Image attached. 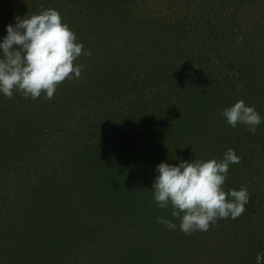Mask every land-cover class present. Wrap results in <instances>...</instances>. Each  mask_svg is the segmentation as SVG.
I'll return each mask as SVG.
<instances>
[{"label": "rangeland", "instance_id": "obj_1", "mask_svg": "<svg viewBox=\"0 0 264 264\" xmlns=\"http://www.w3.org/2000/svg\"><path fill=\"white\" fill-rule=\"evenodd\" d=\"M46 9L60 13L62 22L84 45L83 52L91 55L82 54L74 61L83 66L80 77L73 75L65 80L50 100L44 93L36 100L24 98L19 91L11 98L0 93V264H253L254 236L250 238L248 231L255 228V236L264 247V221L260 216L254 220V214L251 217V211H257L258 206H248L250 198L238 218L219 219L206 232L185 234L176 218H172L171 206L160 208L155 202L154 193L150 194L152 186L129 185L130 177L119 174L117 177L127 179L125 186H119L122 189L105 185L103 179L92 176L97 172L105 176L111 171H105V167L93 171L92 165L95 158L111 164L115 153L121 154L122 149L128 148L131 137L139 144L142 134L148 132L146 120L150 112L158 109L157 103L152 104L161 101L163 106L176 100L169 93L175 92L174 69L180 67L168 60L176 42L170 40L169 34L189 29L184 35L188 40L185 74H192L198 82L193 91L197 100L194 103L190 94L186 96L190 98L184 99L186 113L179 116L190 119L189 128L193 127L195 132L193 136L189 134L190 140L181 137V148L190 143L192 156L200 160L206 147L202 161H219L223 157L217 156L225 153L229 144L237 143L235 154L241 161L229 167L224 191L234 184L237 191L251 187V198L255 189L264 192V78L255 88L254 82L240 80V72L254 62V41L264 45L260 35L264 36V0H0V42L7 35V25H15L17 18H28ZM149 38L150 43L145 44ZM210 42L217 45L213 62L222 67L221 71L214 67L210 77L216 81L211 84L203 78L209 77L203 68L208 65L210 47H205ZM191 48L204 52L201 62ZM227 58L236 61L237 67L231 70ZM259 69L258 74L264 77L263 68ZM225 75H236V79H228L229 83L223 80L227 79ZM123 87L124 101L132 96L140 101L138 108L132 104L134 113L143 112V107L149 111L146 118H136L132 126L117 130L105 125V103L115 106L114 102L100 98L105 91L113 95ZM239 100L254 107L262 117L255 134L243 124L233 130L226 119V129H222L223 110ZM209 118L215 119L213 133L224 138L229 132L230 141L208 143L205 136L209 138L211 134L206 129ZM108 138L113 145L105 147ZM167 143L171 145V140ZM80 150L83 153L75 166L81 164L80 172L84 166L82 175L92 180L90 185L84 182L85 194L80 193L70 202L73 209L81 211L76 219L66 215L69 210L63 204L67 201L62 200L65 194L59 187L69 181L64 175L66 169L52 170L46 163L50 160L55 165L59 160L65 166L72 164ZM213 150H219L217 156H211ZM129 156L133 161V156ZM17 163V171L9 175L6 170ZM134 170L138 172L139 167L136 165ZM253 173L258 177L254 178ZM73 174L76 178L77 172L69 173ZM125 188L134 194L125 193ZM161 217L171 220L176 228L169 230L157 223ZM230 221L231 226H227ZM35 228L40 230V242ZM129 246L138 249H127ZM29 247L36 254L34 259L26 254Z\"/></svg>", "mask_w": 264, "mask_h": 264}, {"label": "clouds", "instance_id": "obj_2", "mask_svg": "<svg viewBox=\"0 0 264 264\" xmlns=\"http://www.w3.org/2000/svg\"><path fill=\"white\" fill-rule=\"evenodd\" d=\"M7 35L0 42V93L11 98L15 91L24 98L38 99L42 93L52 99L57 87L65 80L79 78L82 65L75 64L84 53V45L62 22L55 9L42 10L28 18H17L15 25L6 26ZM229 126H247L255 134L262 117L254 107L243 100L222 112ZM179 159L176 165L161 162L156 166L152 190L160 208L171 206V215L180 219L179 228L185 234L206 232L219 219H236L249 202L247 188L224 191L229 167L238 164L241 157L228 149L219 161ZM182 214V215H181ZM157 223L169 230L176 224L163 217Z\"/></svg>", "mask_w": 264, "mask_h": 264}, {"label": "trees", "instance_id": "obj_3", "mask_svg": "<svg viewBox=\"0 0 264 264\" xmlns=\"http://www.w3.org/2000/svg\"><path fill=\"white\" fill-rule=\"evenodd\" d=\"M86 4H87V2L84 1L83 5H86ZM169 28L174 30V28L172 26ZM181 30H183V29H181ZM187 31H189V29H186V32H183V33H179L178 30H175V31H171L170 32L171 34H169L170 40L176 39V42H174V44H173L174 46L172 45L174 47L173 52L170 56H168L169 57L168 60L170 62H172V64H174V65L179 64V67H180V70H179L178 66L174 69V71H175L174 75L177 74V77H175L176 79H175V81H173L175 86H173V84L171 86H173V88H176L175 92L169 93V95H171V96L175 95L176 100L174 99L175 100L174 102H168L167 104L165 103L163 106L160 105L161 101L160 102H154L152 104V106H153L154 104L157 103L158 109H157V112H155V111L150 112L149 118H147V120H146V125L148 126V128L145 126L148 129V132L147 133L145 132V134H142V140L143 141L139 139V144L136 142L135 139L133 140L131 137L128 148L126 147V148L122 149L121 154L115 153L114 156L112 157L111 164L109 162H107V160H104L102 158H98L99 161H98V159L95 158V163L92 165L93 171H100L99 169L103 168V167H105V169H106L105 171H111L110 174H106L105 176H101L100 172H97L92 176V177L99 179L100 181H101V179H103L105 181V185L111 184V185H114L115 187H117L118 189L119 188L122 189L119 186H121V185L125 186L127 183L124 180H127V179H122V177H117L118 175H116V174H119V176L130 177V180L128 182L129 185L146 186V187L152 186L155 177L158 175V173L156 172V166L159 163H161V162L169 163L168 160H171L172 164L176 165L180 162L179 159H176V157H179L180 159L188 161V162L195 160L191 154L190 143H187L188 146L186 144L185 148H181L182 147L181 146V144H182V141H181L182 138L181 137L183 136V137L190 140L189 134L191 136H193L195 129L193 127L189 128V125L191 122L190 119H187L184 116V119H185L184 120L179 116L180 113H182V114H183V112L186 113L185 108H187V107L184 105L185 100L189 101V99L191 98L194 101V103L197 100L196 95L193 94V91L196 90V89H194V87H197L198 82H196L193 79L192 74H190V73L185 74V71L187 72V65L184 62H187L185 57H186V52L188 49L186 42L188 40H187V37H184V35L187 34ZM260 35H261V38L263 39L264 36L262 34H260ZM256 38H258V37L256 36ZM147 43H150V38L145 40V44H147ZM209 44L210 45H207L205 47L206 49L210 47V50H209V53L207 56L208 65L203 68L204 72H206L209 77L203 75V78L205 79L206 82H209L211 84V83H214L216 81V80H214V78L210 77V76H212V73L214 72V69H215L214 67H216L219 71H221L222 67L220 66V68H219V66H217L213 62V58H212V57H214L215 46H217L216 43L211 44V42H210ZM259 44H257L254 41V53H255V59L256 60L254 59V62L253 61L249 62L247 65L248 67H246L244 70H242V72H240V77H241L240 80H246V82L248 81V82H250V84H251V82H254V84H253L254 88L259 87L261 84V81L264 78L262 76L260 77V75L258 74V70L260 71L259 68H263L262 73H264V45H259ZM195 50L196 49L191 48L190 51L192 53H197L199 55V60L201 62L202 56L204 55V52H202L201 50H198L197 52H195ZM206 53H207V51H206ZM205 59L206 58L204 57V61H205ZM227 59H230L229 68L231 70H233V68L237 67L236 61L232 60L231 58H227ZM181 61L184 64H180ZM180 74H184V75H180ZM225 76L227 77V79L223 78V80H228V79L234 80V79H236L235 78L236 75H235V77H231V76L228 77V75H225ZM253 76H254V80L252 78ZM230 80H228L229 83L231 82ZM175 82H177V83H175ZM257 84H258V86H257ZM261 87L262 88L264 87V82H262ZM188 91H191V93H189ZM162 94H164V92ZM189 94H190V98H187L186 96H189ZM263 95H259V97H262ZM123 97H126L124 95V87L117 89L113 95H109L105 91V93H103L101 98H100V101L104 100L103 102H105V101L109 100V101L114 102V104H115V106H114L110 102L105 103L106 104V106H105L106 110H104V111L106 113V118H107V123L105 125H107L110 128L116 127L117 130H119L121 127L128 128L129 126H132L134 124L133 120H136V118H139V119H140V117L146 118V114L149 111L148 110L146 112V110L143 107V109H142L143 112H139L138 114L134 113L131 109L132 104H134L135 108L140 107L139 99L137 98V101H138L137 102L135 100L136 97L132 96V97H130L133 99L132 101L129 100L130 98L127 99L126 101H124ZM151 103H150V105H151ZM185 103H187V102H185ZM195 105H197V104H195ZM190 109H191V111H194V108L191 107ZM220 119H221V123H222V129L224 131L226 129V127L223 128V126L225 125L223 123V119H225V118L223 117V115H221ZM182 120H184V121L181 122ZM214 120L215 119L209 118L208 122L206 121V129L208 130L207 134L211 133L209 138L207 136H205L208 143H209V140L214 142L213 145L224 143L225 140L230 141V139L227 140V135L229 132L225 134L224 138L216 136V134L213 133L214 131L212 130V126H213V123L215 124ZM238 125H240V124H237V127H238ZM236 128L233 130H236ZM182 129H183V133H182ZM119 134L122 136L121 133H119ZM205 135H206V132H205ZM174 136H177L178 139H180L179 142H176V137H174ZM167 138H169L171 140V145H169L167 143L169 141V139H167ZM122 140H123V138H122ZM117 143L120 144L121 142L117 141ZM96 144L100 146L101 142L99 144V142L97 140ZM166 144H168V145H167L166 150H165L164 146ZM108 145H110V146L113 145V144H111V140L109 138L107 139V143H105L104 146L107 147ZM235 147L236 148L238 147L237 143L236 144H229L228 148L226 147V151L228 149H233L234 152L236 153ZM57 150H59V148H57L56 151ZM148 150H149V153L147 154ZM218 151L213 150V154L211 156H217L216 154ZM204 152L206 153V147H204ZM82 153H83V151L80 150V153L77 154L75 159H73L72 164H68L66 166L63 164L62 161H60V163H59V160H57V159H53V160H57V162H58L55 165L53 163H51L50 160H49V163H46L47 165L51 166L52 170H55V169L64 170V169H66L67 172H65L64 175L68 176L67 178L69 179V181H66L65 185L63 183L59 187L64 191V194H65V197L62 198V200L65 199V201H67V203L63 204L64 209L69 210V212H66V215H68V217H70V218L75 217L76 219H77V215L81 214V211H79L77 208L73 209L72 206L70 205V202L72 199L74 200L75 197H78V195L80 193L85 194L86 189H85V191L83 190V187L85 185L84 182L86 181L88 183V185H90V182L92 180L91 177L86 178L84 175H82V173H81L83 171L82 167H84V166L81 167V172L78 168V166H80L81 164H79L77 167L75 166V164H77L78 161L80 162V156ZM205 153L201 157L200 161L205 159V157H204ZM223 153L224 152H222L221 155L219 154L217 157L218 158L223 157ZM130 154L133 156V161L129 160V158H128V157H130L129 156ZM263 155H264V151H263ZM90 156L91 155L89 154V157ZM74 160H76V161H74ZM87 162H88V159L86 158V163ZM262 162H264V160H262ZM136 165L139 167L138 172L136 170H134V167H136ZM19 166H20L19 163H17L16 165H11L8 167V169L12 168L13 170L7 169L6 171L9 172V175H12L13 173H15L17 171V168H19ZM76 168H78V169H76ZM23 172H24V170H23ZM75 172H77L76 178H74V174L72 176L69 175V173H75ZM112 173H113V175H112ZM134 173H136V174H134ZM246 175H249V174H246ZM152 176L154 178L151 180ZM233 176H235V175H233ZM240 176H239V178H240ZM257 177H258V175L254 174V178H257ZM49 178H50V176H49ZM120 182L121 183L124 182L125 184H119ZM96 185H101V184L96 183ZM67 187H69V188H67ZM80 188H82V190H80ZM228 188L234 190L235 186H234V184H229ZM246 188H247L249 193H251L253 190L251 187H246ZM124 191L127 194L128 193L134 194V191H130L126 188L124 189ZM152 193L153 192L150 190V194H152ZM256 193H259V195L256 196L255 195ZM124 195L125 194L121 195V197H123ZM81 198H83V196ZM249 198H250V203H248V206L249 205H252L253 207L258 206L257 211H255V210H254V212H253V210L251 211V214H252L251 217L254 214V220H259L260 218H262V220L264 221V219H263L264 218V192H261V191H258L255 189L254 190V198H251L250 196H249ZM253 200H254V202H253ZM81 201L82 200H78V202H81ZM25 203L26 202H24L22 204H25ZM260 203H262V204H260ZM30 206L32 207V204H30ZM136 206H137V204H136ZM253 207H252V209H253ZM119 211L121 213L122 210L119 208ZM125 211H127V210H125ZM258 212H261V214ZM258 216H260V218H258ZM172 218H170V219H172ZM175 220L180 224L181 221L179 220V218H176ZM175 220H174V222H175ZM231 223L232 222L230 221L227 226H231ZM257 225H259V224L257 223ZM34 230L36 231L34 233L39 236L38 232H40V230H38L37 228H35ZM80 230H82V229H80ZM82 231H86V230H82ZM248 235H250L249 236L250 238H252L254 236V241L252 242V246L254 247V256H253L254 263L253 264H264V247H263V244H261L262 242L260 241L261 242L260 243L259 240L257 239V237L255 236L256 235L255 228L250 229L248 231ZM40 240L41 239L39 236V242H40ZM42 245L43 244H41V248H42ZM48 246H49V244H48ZM135 247L136 246H129L127 249H138ZM30 249H32V248L29 247L27 249L26 254L27 255L29 254L30 258L34 259L36 254L32 253L33 251L30 252L29 251ZM138 253H143V252L138 251ZM258 258H260L259 262H257ZM135 260L137 263V258Z\"/></svg>", "mask_w": 264, "mask_h": 264}]
</instances>
